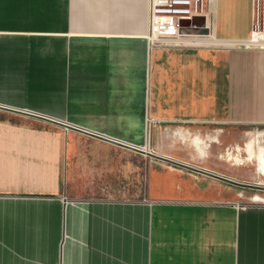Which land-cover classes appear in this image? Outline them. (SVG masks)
Segmentation results:
<instances>
[{"label": "crops", "instance_id": "obj_1", "mask_svg": "<svg viewBox=\"0 0 264 264\" xmlns=\"http://www.w3.org/2000/svg\"><path fill=\"white\" fill-rule=\"evenodd\" d=\"M148 7L0 0V264H264V205L139 153L233 178L212 148L264 125L257 0H209L165 46Z\"/></svg>", "mask_w": 264, "mask_h": 264}, {"label": "rangeland", "instance_id": "obj_2", "mask_svg": "<svg viewBox=\"0 0 264 264\" xmlns=\"http://www.w3.org/2000/svg\"><path fill=\"white\" fill-rule=\"evenodd\" d=\"M260 2V4H258ZM262 0L257 1V18L261 22L264 19V5H262ZM222 131L218 132L223 136L220 140L222 143L218 147H214L217 151V157L213 159V162L216 161V167L221 168L223 173H227L233 176V180L261 185L264 183V175L260 174L261 172L256 171V162L255 164L249 163L247 168V162H244L248 156L254 158L257 155L258 147H262L260 150L263 156L264 162V125H240V126H222L219 129ZM211 129V128H208ZM214 130H216L214 128ZM216 131L208 130L206 133H202V138H214V133ZM247 143H251V147L244 148ZM222 155V156H220ZM219 156V157H218ZM233 158L238 160L235 164L233 161L228 158ZM244 162V165L242 164ZM254 162V161H253ZM219 163V164H218ZM225 190L234 191V194L240 195V203L244 205L256 204L264 205L263 202L253 201L255 196H258L260 200H264V191L262 190H252L237 188L225 183H221ZM262 186V185H261Z\"/></svg>", "mask_w": 264, "mask_h": 264}, {"label": "built area", "instance_id": "obj_3", "mask_svg": "<svg viewBox=\"0 0 264 264\" xmlns=\"http://www.w3.org/2000/svg\"><path fill=\"white\" fill-rule=\"evenodd\" d=\"M208 3L209 0H149L148 23L152 44L170 45L189 35L197 18L203 20L202 30L205 29ZM254 35L256 40L262 38L256 26L253 39Z\"/></svg>", "mask_w": 264, "mask_h": 264}, {"label": "water", "instance_id": "obj_4", "mask_svg": "<svg viewBox=\"0 0 264 264\" xmlns=\"http://www.w3.org/2000/svg\"><path fill=\"white\" fill-rule=\"evenodd\" d=\"M200 20H201L200 18H197V19H195L194 22L198 26H201L200 25L201 22H199ZM190 34H201L202 35V34H205V32L198 30V31H191ZM83 133H86L88 135H92V136H95V137L102 138V137L96 136V135H94V134H92L90 132H84L83 131ZM139 153L146 154L148 156L154 157V158H156L158 160H161V161H163V162H165L167 164L173 165V166H178V167L184 168V169L189 170V171H193V172H197L199 174H203L205 176H208V177L214 178L216 180H219V181H221L223 183L229 184L231 186H235L237 188H244V189L262 190V191H264V186H261V185L249 184V183H244V182L236 181V180H233V179H229V178H226L224 176H220V175H216V174H213V173H210V172H206V171L201 170L199 168H195V167H192V166H188L186 164H182V163H179V162H175L173 160L167 159L165 157H162V156H159V155H156V154H152L150 152H145L142 149H139Z\"/></svg>", "mask_w": 264, "mask_h": 264}, {"label": "bare ground", "instance_id": "obj_5", "mask_svg": "<svg viewBox=\"0 0 264 264\" xmlns=\"http://www.w3.org/2000/svg\"><path fill=\"white\" fill-rule=\"evenodd\" d=\"M254 40H256V35H254ZM261 160L263 161V156L261 157ZM260 166L262 167L259 168V172H261L260 174L264 175V162H262ZM261 185L264 186V183H261ZM253 200L261 201L256 197H254Z\"/></svg>", "mask_w": 264, "mask_h": 264}]
</instances>
